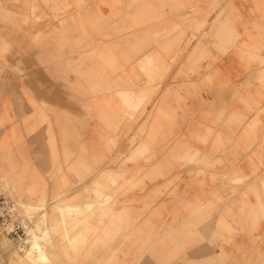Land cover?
<instances>
[{
  "label": "crops",
  "instance_id": "crops-1",
  "mask_svg": "<svg viewBox=\"0 0 264 264\" xmlns=\"http://www.w3.org/2000/svg\"><path fill=\"white\" fill-rule=\"evenodd\" d=\"M0 188V264H264V0H0Z\"/></svg>",
  "mask_w": 264,
  "mask_h": 264
},
{
  "label": "built area",
  "instance_id": "built-area-1",
  "mask_svg": "<svg viewBox=\"0 0 264 264\" xmlns=\"http://www.w3.org/2000/svg\"><path fill=\"white\" fill-rule=\"evenodd\" d=\"M34 221L22 211L19 202L0 188V229L15 240L20 249H26Z\"/></svg>",
  "mask_w": 264,
  "mask_h": 264
},
{
  "label": "rangeland",
  "instance_id": "rangeland-1",
  "mask_svg": "<svg viewBox=\"0 0 264 264\" xmlns=\"http://www.w3.org/2000/svg\"><path fill=\"white\" fill-rule=\"evenodd\" d=\"M138 114H140V110H139V106H132V113H131V116H132V120H135L136 118H137V116H138ZM35 227V226H34ZM39 228H40V226H39V224L36 226V229H32V231H31V234H30V239H29V244H30V251H29V254H32L33 253V251L35 250V249H37L38 247V249H40V246H38L37 247V245H39V242H38V239L36 240V239H34L33 237L35 236L36 238H37V236H38V233H37V231L39 230ZM36 234V235H35ZM32 238H33V240H34V242H35V244H34V246L32 245ZM38 238H39V236H38ZM39 257H40V259H44V257H43V255H39Z\"/></svg>",
  "mask_w": 264,
  "mask_h": 264
},
{
  "label": "bare ground",
  "instance_id": "bare-ground-1",
  "mask_svg": "<svg viewBox=\"0 0 264 264\" xmlns=\"http://www.w3.org/2000/svg\"><path fill=\"white\" fill-rule=\"evenodd\" d=\"M76 54H77V53H76ZM143 85H144V84H143ZM137 88H138V87H137ZM135 99H136V98H135ZM96 195H98V194H96ZM67 207H68V206H67ZM65 208H66V206H65ZM67 210H70V208L67 209ZM35 235H36V234H35ZM33 238L37 240V239H38V236H37V238H36L35 236H34ZM33 238H32V241H33V242H32V245L34 246L35 242H34ZM38 246H39V245H37V247H38ZM38 248H39V247H38ZM38 248H37V249H38ZM40 254L42 255V253H40Z\"/></svg>",
  "mask_w": 264,
  "mask_h": 264
}]
</instances>
